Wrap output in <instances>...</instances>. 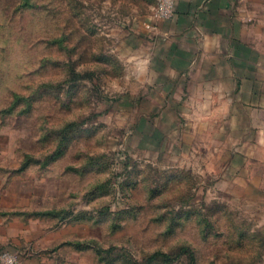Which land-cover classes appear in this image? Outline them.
<instances>
[{
	"label": "rangeland",
	"instance_id": "1",
	"mask_svg": "<svg viewBox=\"0 0 264 264\" xmlns=\"http://www.w3.org/2000/svg\"><path fill=\"white\" fill-rule=\"evenodd\" d=\"M230 7L225 59L174 0H0V213L48 264H264V0Z\"/></svg>",
	"mask_w": 264,
	"mask_h": 264
},
{
	"label": "crops",
	"instance_id": "2",
	"mask_svg": "<svg viewBox=\"0 0 264 264\" xmlns=\"http://www.w3.org/2000/svg\"><path fill=\"white\" fill-rule=\"evenodd\" d=\"M174 1L178 16L181 17L185 25L192 22L193 30L196 32L206 31L207 37L217 32V39H223L224 55L222 58L231 59L230 36L233 30L231 27L233 19L230 5L232 0ZM226 49H228V54L225 53ZM47 235L44 232H35L33 227L26 226L21 218L8 217L0 213V252L5 250L17 252L20 264H48L50 257L48 255L49 248H47L49 245L46 240Z\"/></svg>",
	"mask_w": 264,
	"mask_h": 264
},
{
	"label": "built area",
	"instance_id": "3",
	"mask_svg": "<svg viewBox=\"0 0 264 264\" xmlns=\"http://www.w3.org/2000/svg\"><path fill=\"white\" fill-rule=\"evenodd\" d=\"M165 8H166L165 6H161L160 8L161 16L170 17L172 15L171 10L168 11L165 10ZM0 264H20V262L14 253L5 250L0 252Z\"/></svg>",
	"mask_w": 264,
	"mask_h": 264
}]
</instances>
